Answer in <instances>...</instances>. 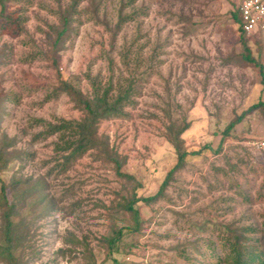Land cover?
Returning <instances> with one entry per match:
<instances>
[{"label": "rangeland", "instance_id": "374dc122", "mask_svg": "<svg viewBox=\"0 0 264 264\" xmlns=\"http://www.w3.org/2000/svg\"><path fill=\"white\" fill-rule=\"evenodd\" d=\"M5 1L0 140L21 159L3 178L21 180L20 194L33 189L15 218L25 229L16 253L21 263L224 264L234 242L228 227L263 236L264 151L254 147L264 138L263 111L225 137L231 122L264 101V33L241 34L234 15L242 0ZM72 6L70 35L56 56L63 78L89 98L95 89L111 86L116 98L132 88L121 114L97 125L124 176L96 149L62 169L58 137L44 134L49 122L85 115L67 93L56 92L50 45L51 27ZM244 44L263 70L244 59ZM187 124L181 146L200 154L161 194L178 163L169 128ZM133 192L159 196L137 205L140 231L119 207ZM1 217L0 211V246ZM119 230L121 242L110 252L104 239Z\"/></svg>", "mask_w": 264, "mask_h": 264}, {"label": "trees", "instance_id": "16d2710c", "mask_svg": "<svg viewBox=\"0 0 264 264\" xmlns=\"http://www.w3.org/2000/svg\"><path fill=\"white\" fill-rule=\"evenodd\" d=\"M5 0H0L2 4V9L0 13V19L4 18L5 10L4 3ZM76 7L72 6L71 12H65L62 14V23L60 26L51 27V48L53 55V64L58 70V87L56 92L67 93L81 108L84 112V118L80 121H67L61 120L57 123H47V129L45 131V136H57L59 142L56 143V153L62 156L64 160L61 165L62 169H67L66 166L72 162L77 157H80L90 150H99L106 154L107 159H111L117 167V173L119 176H124L120 172L121 162L115 157H109V142L100 138L97 132V125L101 120L108 119L113 116L121 114L123 105L130 101L132 88L129 87L126 91L122 92L116 98L112 97V89L106 88L104 90L95 89L94 96L89 98L85 96L81 91L77 90L72 84L63 78L61 72L58 69L59 51L64 49L65 40L67 36L70 35L73 10ZM234 19L240 25L241 34L246 37L243 32V21L241 18L240 7L237 15H234ZM123 20V19H122ZM120 21V23L122 22ZM119 23V25H120ZM246 51H248L247 45L244 44ZM249 54L244 56V59L255 64L258 68L263 70L260 63H256L250 51ZM2 92L0 90V105L2 103ZM261 110L264 114V101L261 100L259 103L253 105L249 110V113L242 115L226 128L225 137H228L234 128L242 123L245 117L254 111ZM190 128L189 124L184 127L180 126L177 130L174 128H169L171 133V142L174 144L178 153V163L169 172L165 182L163 183L161 194L164 189L173 179L174 174L185 168L187 164V159L191 156L199 155V152H189L184 150L181 146L182 135ZM43 135V133L41 134ZM224 137V138H225ZM225 143V141H223ZM9 142L0 140V211L2 213L1 221V233L3 234V244L0 246V258L8 261L9 264H23L19 261V257L16 256L17 249L21 247L24 236L23 233L25 229L18 228L19 223L16 222L15 218L21 215V208L19 206L20 199L28 196L32 192V188H26L23 192L24 195L18 192V187L21 185V180H15L12 178L11 182H7L3 178V174L10 167L12 163L20 160V156L15 154V152L10 153ZM15 154V155H14ZM129 180H133L131 176H125ZM157 197L152 198H139L137 193L133 192L130 198H125L123 203L120 204V208L124 209L126 212L130 213L134 221V229L140 231L142 222L140 221V214L137 210V205L144 203L150 205L158 199ZM228 232L234 238V242L229 244L232 251L227 253L222 258L224 264H264V233L263 236L257 235L255 233L254 237L251 233L256 230L252 227L247 228H233L228 227ZM123 237V230L114 232L112 236L104 239L105 243H108L110 252H113L117 245L121 242ZM256 237V238H255Z\"/></svg>", "mask_w": 264, "mask_h": 264}, {"label": "built area", "instance_id": "2783aa9c", "mask_svg": "<svg viewBox=\"0 0 264 264\" xmlns=\"http://www.w3.org/2000/svg\"><path fill=\"white\" fill-rule=\"evenodd\" d=\"M243 32L252 37L264 33V0H242L240 3ZM257 150L264 151V138L254 142Z\"/></svg>", "mask_w": 264, "mask_h": 264}]
</instances>
